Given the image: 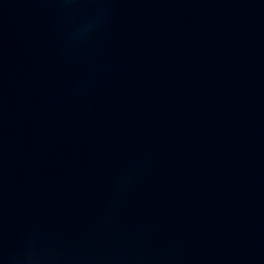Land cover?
<instances>
[{
  "label": "water",
  "instance_id": "95a60500",
  "mask_svg": "<svg viewBox=\"0 0 264 264\" xmlns=\"http://www.w3.org/2000/svg\"><path fill=\"white\" fill-rule=\"evenodd\" d=\"M0 264H264V0H0Z\"/></svg>",
  "mask_w": 264,
  "mask_h": 264
}]
</instances>
